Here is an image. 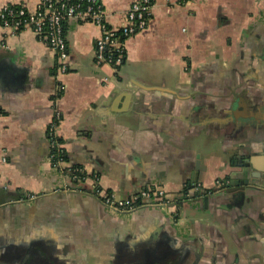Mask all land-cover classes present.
<instances>
[{"label":"crops","instance_id":"0c3cea01","mask_svg":"<svg viewBox=\"0 0 264 264\" xmlns=\"http://www.w3.org/2000/svg\"><path fill=\"white\" fill-rule=\"evenodd\" d=\"M100 1L118 27L134 0ZM64 32L61 74L31 29L0 26L2 235L44 264H264V0H152L116 70L95 62L97 25L68 20ZM55 114L61 167L47 136ZM244 159L258 186L241 182ZM95 188L178 202L116 211Z\"/></svg>","mask_w":264,"mask_h":264},{"label":"built area","instance_id":"2783aa9c","mask_svg":"<svg viewBox=\"0 0 264 264\" xmlns=\"http://www.w3.org/2000/svg\"><path fill=\"white\" fill-rule=\"evenodd\" d=\"M151 6L152 0H134L124 13V23L115 27L107 22L106 11L100 0H37L33 10L10 4L0 7V26L15 30L31 29L37 39L56 51L57 69L62 74L67 70L68 57L65 23L68 20L93 23L100 29V35L95 41V62L98 65L109 64L116 70L124 56V40L146 28L151 16ZM59 88L62 91L64 85L61 83ZM59 121L60 116L55 114L47 131L50 159L56 167L65 163L63 146L57 136ZM79 172L81 171L77 170L71 177L79 179ZM220 185L218 183L217 187ZM92 191L105 206L123 212L145 205L173 207L178 202V199L169 197L161 189H144L122 200L100 188Z\"/></svg>","mask_w":264,"mask_h":264},{"label":"flooded vegetation","instance_id":"af4514ba","mask_svg":"<svg viewBox=\"0 0 264 264\" xmlns=\"http://www.w3.org/2000/svg\"><path fill=\"white\" fill-rule=\"evenodd\" d=\"M24 252L26 254V258L28 259L27 262L25 261L23 255L19 254V248L15 243L14 235L10 232L8 233L5 232L2 235V233L0 232V264H44V260H43L44 257L38 254L37 249L27 248L24 249ZM140 259L143 260L142 256ZM157 259L159 260L158 257ZM163 262H158L157 264H167ZM76 264H79V262L77 261ZM129 264H151V263H149V261L146 262L145 260L144 263H142L139 259H137V261H133Z\"/></svg>","mask_w":264,"mask_h":264},{"label":"water","instance_id":"95a60500","mask_svg":"<svg viewBox=\"0 0 264 264\" xmlns=\"http://www.w3.org/2000/svg\"><path fill=\"white\" fill-rule=\"evenodd\" d=\"M243 164L245 165V168H244L245 171L241 173L242 177H243L241 179L242 180L241 182L245 183L247 185H250V186H258L260 184L259 178H258L260 176V173L250 172L249 171V168H250L249 159H244V163ZM250 177H252V179H250ZM203 200H204V202L207 201V196L206 195H204Z\"/></svg>","mask_w":264,"mask_h":264},{"label":"rangeland","instance_id":"374dc122","mask_svg":"<svg viewBox=\"0 0 264 264\" xmlns=\"http://www.w3.org/2000/svg\"><path fill=\"white\" fill-rule=\"evenodd\" d=\"M76 251H79V249H76ZM80 254H82V253H80ZM81 256H83V254ZM84 259L87 260L86 264H96L91 257H89V259H87V257H84Z\"/></svg>","mask_w":264,"mask_h":264},{"label":"trees","instance_id":"16d2710c","mask_svg":"<svg viewBox=\"0 0 264 264\" xmlns=\"http://www.w3.org/2000/svg\"><path fill=\"white\" fill-rule=\"evenodd\" d=\"M124 58H125V55L123 56V59H122V62H121V64L123 63V61H124ZM79 173H80V172H79ZM81 175H82V172H81ZM81 175H80V174H78V176H81ZM188 187H189V185L185 186V188H184V192H186V191H187ZM207 191L209 192V190H205V191H203V193H207Z\"/></svg>","mask_w":264,"mask_h":264}]
</instances>
